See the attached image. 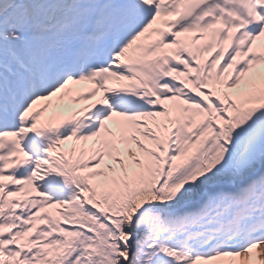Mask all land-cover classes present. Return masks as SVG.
I'll return each instance as SVG.
<instances>
[{
    "label": "snow or ice",
    "instance_id": "1",
    "mask_svg": "<svg viewBox=\"0 0 264 264\" xmlns=\"http://www.w3.org/2000/svg\"><path fill=\"white\" fill-rule=\"evenodd\" d=\"M0 264H264V0H0Z\"/></svg>",
    "mask_w": 264,
    "mask_h": 264
}]
</instances>
